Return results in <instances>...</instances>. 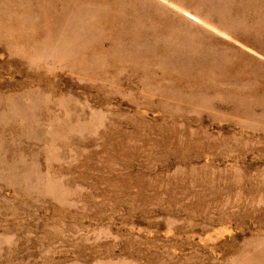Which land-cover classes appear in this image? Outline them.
I'll return each mask as SVG.
<instances>
[{
	"label": "rangeland",
	"instance_id": "obj_1",
	"mask_svg": "<svg viewBox=\"0 0 264 264\" xmlns=\"http://www.w3.org/2000/svg\"><path fill=\"white\" fill-rule=\"evenodd\" d=\"M0 264H264V0H0Z\"/></svg>",
	"mask_w": 264,
	"mask_h": 264
}]
</instances>
